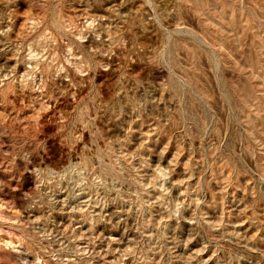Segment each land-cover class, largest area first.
Masks as SVG:
<instances>
[{
    "label": "rangeland",
    "instance_id": "374dc122",
    "mask_svg": "<svg viewBox=\"0 0 264 264\" xmlns=\"http://www.w3.org/2000/svg\"><path fill=\"white\" fill-rule=\"evenodd\" d=\"M0 264H264V0H0Z\"/></svg>",
    "mask_w": 264,
    "mask_h": 264
}]
</instances>
